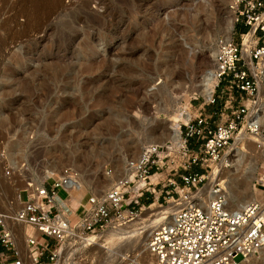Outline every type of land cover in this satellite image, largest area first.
Returning <instances> with one entry per match:
<instances>
[{
    "label": "rangeland",
    "instance_id": "obj_1",
    "mask_svg": "<svg viewBox=\"0 0 264 264\" xmlns=\"http://www.w3.org/2000/svg\"><path fill=\"white\" fill-rule=\"evenodd\" d=\"M230 3L0 0V195L5 193L13 210H20V189L29 188L33 180L44 181L47 167L72 168L82 177L84 188L69 199L76 206L111 189L153 134L161 137L172 125L185 134L186 125L201 115L210 118L214 126L224 122L227 113L222 115L223 102L209 104L211 98L202 96L200 90L204 75L215 71L213 52L221 32L234 22ZM238 36L234 22L231 38L238 41ZM173 87L180 90V98ZM261 93L264 107V75ZM185 107L191 114L189 121L183 120ZM256 141L247 138L230 148L227 154L239 149L242 161L228 168L226 181L247 180L245 187L250 185L258 200L261 195L255 185L264 159ZM14 163L20 166V175ZM172 168L166 167L153 182L167 176L181 186L180 175L185 170L180 168L174 177ZM57 177L59 173L51 176L50 183ZM181 188H166L170 195L163 194L150 208L147 205L140 218L126 224H135L127 231L119 225L93 236H108L121 229L118 233L132 236L124 237L120 248L145 247L147 237L138 241V235L147 225L137 224L150 210L173 206L171 201L180 198ZM60 195L66 196L63 191ZM228 196L230 209H235L230 191ZM26 201L23 193L22 202ZM76 221L72 219L73 224ZM16 225L17 250L24 257L29 249L19 233L31 236L35 231ZM116 239L101 237L96 241L108 247ZM83 241L84 237L72 240L66 259L59 264H100L95 254L98 248ZM125 254L131 255H121ZM259 260L248 262L240 257L238 262L264 264V259Z\"/></svg>",
    "mask_w": 264,
    "mask_h": 264
},
{
    "label": "built area",
    "instance_id": "obj_2",
    "mask_svg": "<svg viewBox=\"0 0 264 264\" xmlns=\"http://www.w3.org/2000/svg\"><path fill=\"white\" fill-rule=\"evenodd\" d=\"M230 10L239 40H220L214 71L216 86L209 101L211 105L223 102L226 120L214 126L210 118L201 115L186 125L185 134L181 132L184 136L179 146L168 142L144 149L139 161L127 164L132 176L104 195L90 197L86 205L81 204L84 213L80 216L71 215L67 204L73 196L69 187L77 176L72 168H66L59 180L50 183L46 179L21 190L19 201L23 207L16 213L15 222L35 231L26 240L29 262L17 250L16 227L0 215V247L5 252L0 264H59L64 248L72 240L140 218L163 194L170 195L166 188L182 187L177 201L188 202L209 184L242 132L258 140L256 145L264 152V128L257 120L264 75V0H231ZM241 27L246 30L239 32ZM171 165L174 177L180 168L185 170L180 175L181 186L174 178L166 183L160 176L154 183L153 178ZM199 167V172H192ZM255 189L261 198L234 212L228 208L226 187L214 184L206 195V207L187 204L172 221L153 231L147 243L148 258L126 264H240V257L246 261L258 255L264 249V164ZM23 193L27 194L26 202H22ZM144 198L151 199L150 204L143 202ZM73 218L77 219L75 224Z\"/></svg>",
    "mask_w": 264,
    "mask_h": 264
},
{
    "label": "bare ground",
    "instance_id": "obj_3",
    "mask_svg": "<svg viewBox=\"0 0 264 264\" xmlns=\"http://www.w3.org/2000/svg\"><path fill=\"white\" fill-rule=\"evenodd\" d=\"M233 25H234V22L230 25V27H228L227 30H224L223 32H221L223 34L222 35V38H221L222 40H224V41H230V40H232V38H231V32H232V29H233ZM221 39H219L217 41V47L214 49V52H213V58L214 59H216V57H217L218 47H219V44H220V40ZM248 49L245 51L246 56L249 54V50ZM214 84H216V79H215L214 71H210V72L206 73L204 75V78L202 79V86H201L200 94L202 96H204L205 98L210 99L212 97L213 93H214V86H215ZM175 88L181 89V86H180V88H178V86H176ZM175 88L173 87L172 88V91L175 93V95L178 98V96L180 94L179 93L180 90H177ZM182 89L184 90L183 86H182ZM183 93H184V91H183ZM181 94H182V92H181ZM179 98H180V96H179ZM181 98H182V95H181ZM262 101H263V98L261 96L260 97V100L258 102L259 109H260V114H259L257 120H258V122L260 124H262L264 126V114L263 115L261 114V110L262 109L264 110V107L261 106L262 105ZM184 109H186V110L184 111V118H183V120L189 121L191 119V114L188 112V108L185 107ZM176 116H178V115L176 114ZM4 124H6V123H4ZM1 126H2V124H1ZM5 127L2 126V128H5ZM167 129H169V132L167 130V133H166L165 132L166 130H165L164 133H162L161 137H158V136H156V135L153 134L152 135V138L149 139L150 141L147 142L148 145L145 148H143V151L142 152H137V153L134 154L135 156L133 157V161L134 162L139 161L141 159V157H142V154L144 152V149H146L148 147L157 146V145L163 146V145L167 144L168 142H171L172 144H175V145L179 146L181 144V141H182L181 140V130H180V127L179 126L172 125L171 128H167ZM2 134H4V133H2ZM2 138H3V140H5L4 137H2ZM245 139H247V135L245 134V132H242V134L240 135V137L237 138L235 144L232 146L231 150H233L235 147H237L238 145H240V143H242L243 141H245ZM256 142L258 143V140ZM0 143H3V142H0ZM258 149H259V147H258ZM260 152L263 154V159H264V152L261 151V150H260ZM232 153H234V154H232ZM53 154H54V152H53ZM238 157H240V158H238ZM60 158L61 157H59V159ZM241 161H242V159H241V154H240L239 149L238 150H234L232 152L230 151L224 157V159L222 160V162L219 165V167L216 169V172L212 176V178L210 179L209 184L202 191L197 192L194 195H192L189 198L188 202H185L183 200L182 201H179V202L178 201H171L174 204L173 206L169 205V207H167L166 209L156 208V210H152V211L150 210V212L144 218H142L141 223H138L137 224V226H139L140 224H143V226H146L147 225L146 228H142L140 230V231H143V232L139 233V235H138V237H139L138 238V241L139 240H142L143 241L147 237L146 241L148 242L150 236L153 233V231L160 224H162L164 222H167V221H172L173 220V216L178 211H180L183 207H185L187 204H199L202 207H206V204L208 202V197L206 195L210 191V188L214 184H216V183H221L224 187H226V189L228 191H230L232 200H233V202H234V204L236 206L235 209H232V211H234V212L235 211L236 212L237 211H239V212L242 211L248 204L252 203L254 200L257 199L256 194H253L252 193V189L250 188V185H249L248 188L245 187L247 180L242 179V181H239V183H233L232 181H229V182L226 181V176H227V178H229L228 176H230L229 175L230 174V171L228 170V168L231 167V166H233V165L236 166V165L240 164ZM14 165L16 166V167H14L15 170H16L15 172H17L19 174L21 172L20 166L17 163L16 164L14 163ZM57 167H58V165H57ZM54 169H56L55 172H54ZM255 170L256 171L258 170V166L253 169V171H255ZM63 172H64V170H59L56 167L55 168H51V166L50 167H47V173H46L45 177L43 178V180L49 179L51 176H54V175H56L58 173H59V177H57L58 179H56V180H59L60 178H62L64 176L63 175ZM132 174L133 173L131 171H129L128 170V167H127L125 169L124 173H122V175L120 174L121 176H118L120 178H119V180L116 182V184L114 186L120 185L121 182L124 179L132 176ZM249 179H251V178L248 177V180ZM0 180L2 181V179H0ZM37 183L38 182L36 180H33V184L32 185L37 184ZM1 188H0V190H1ZM83 188H84V183H83L82 177L80 175H77L76 177H74V181L71 184V186L69 187V190L73 194V192L76 193V192L82 191ZM250 189H251V192H250ZM20 191H21V189H20ZM3 194H5V193H3ZM3 194L0 195V215H2L3 217L6 218L8 224L10 226L12 225V226H14V228L15 227L17 228V225H16L17 223L15 222V215H16L17 211L15 212L13 210L12 203ZM204 196H206V197H204ZM255 197H256V199H255ZM198 201H201V202H198ZM18 204L21 205V207H20V210H21L22 207H23V204L20 203L19 197H17V205ZM230 205L231 204H229V202H228V208H230ZM20 210H18V211H20ZM134 225L135 224H132L130 226L123 225V228L122 229H124V230L127 231V229H130ZM120 230L119 229H115L111 233L109 232L110 234L108 236L105 235V234H102V235H99V236H88V237H84L83 243L84 244H92L93 245L92 247L98 248V250H97V252L95 254H98L97 257L100 258V260H99L100 264H122V261H121L122 259H123V261L125 260V262H123V264H126L127 262H129V261H131L133 259H138V258H140V259H146V258L149 257L148 254H147V252H146L147 244L145 245V247H142V245L140 246L138 244L137 246H135V247L132 246L131 248L129 247V245H128V248H126V249H124L122 247L120 248V244H121L123 238L124 237H127L128 235H131V234H127L125 236L122 233H118ZM19 235H21V239L23 241L27 242L26 240H27L29 234H25L24 235V234H22L20 232ZM101 237H103V238H112V239H116V237H117V239L115 240V242L111 246L105 247V246L99 245V243H101L100 241H96V240L100 239ZM116 244H117V247H114V245H116ZM109 247H112V248L109 249ZM67 251H68V247H65L64 250H63V253H62V258L63 259H66ZM129 252L131 253V255L129 254L130 256H128V257H125V256H127L126 254L125 255H121V254L129 253ZM258 256L260 258H258ZM22 259H24L27 262H29V254L28 253L27 254L25 253L24 257L22 256ZM259 259H264V249H262L259 252L258 255H252V256H250L246 261H248V262L249 261H258Z\"/></svg>",
    "mask_w": 264,
    "mask_h": 264
},
{
    "label": "crops",
    "instance_id": "obj_4",
    "mask_svg": "<svg viewBox=\"0 0 264 264\" xmlns=\"http://www.w3.org/2000/svg\"><path fill=\"white\" fill-rule=\"evenodd\" d=\"M163 178L164 177H162V180L166 182L167 181V176H166L165 179H163ZM142 201L143 202H146L147 204H149V202L151 201V199L144 198V199H142ZM71 202H72V200L67 201V204H68V207L70 209L71 215H73V213H75L78 216H80V215H82L84 213V209L81 207V204L82 205H86L87 202H88V200L86 201V200L83 199V200L80 201L79 205L76 204V206L73 205V203H71ZM27 234H28V232H27ZM4 253H5L4 250L0 247V256L4 255Z\"/></svg>",
    "mask_w": 264,
    "mask_h": 264
},
{
    "label": "trees",
    "instance_id": "obj_5",
    "mask_svg": "<svg viewBox=\"0 0 264 264\" xmlns=\"http://www.w3.org/2000/svg\"><path fill=\"white\" fill-rule=\"evenodd\" d=\"M246 29L244 27H241L238 29L239 32L245 31ZM150 204V203H149Z\"/></svg>",
    "mask_w": 264,
    "mask_h": 264
},
{
    "label": "water",
    "instance_id": "obj_6",
    "mask_svg": "<svg viewBox=\"0 0 264 264\" xmlns=\"http://www.w3.org/2000/svg\"><path fill=\"white\" fill-rule=\"evenodd\" d=\"M125 225H126V224H125ZM115 227H116V226H115ZM115 227H112V229L115 228Z\"/></svg>",
    "mask_w": 264,
    "mask_h": 264
}]
</instances>
